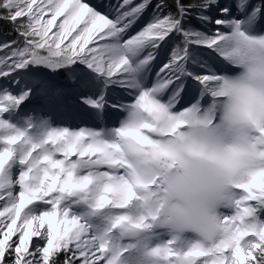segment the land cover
<instances>
[{
  "label": "snow or ice",
  "instance_id": "6c2138e0",
  "mask_svg": "<svg viewBox=\"0 0 264 264\" xmlns=\"http://www.w3.org/2000/svg\"><path fill=\"white\" fill-rule=\"evenodd\" d=\"M150 3L109 0L101 10L83 0H0V21L16 32L15 39L0 40V264H155L161 252V264H264V167L227 197L221 235L213 241L167 236L152 243L158 231L143 215L138 233H131L135 239L124 238L123 226L117 235L112 225L113 219L128 221L130 209L147 198L121 137L156 155L158 124L175 118V133L193 119L211 118L203 130L214 132L243 126L264 107V97L236 82L224 83L223 105L216 94L229 73L223 63L239 58L230 53L232 41L244 30L264 33L258 30L264 0H176L175 13L164 12L166 0H158L146 26L125 39ZM195 13L214 30L186 24ZM224 27L232 36H225ZM173 36L179 42L149 84L158 49ZM40 68L63 71L73 90H86L78 98L97 121H104L108 108L126 115L112 127L73 128L23 110L34 95L55 103L68 91L36 75ZM189 81L193 94L178 107ZM152 184L158 186L156 179Z\"/></svg>",
  "mask_w": 264,
  "mask_h": 264
},
{
  "label": "clouds",
  "instance_id": "9594fccd",
  "mask_svg": "<svg viewBox=\"0 0 264 264\" xmlns=\"http://www.w3.org/2000/svg\"><path fill=\"white\" fill-rule=\"evenodd\" d=\"M225 36H232V29ZM230 53L239 58L226 62L237 71L221 77L216 88L218 103L227 101L223 87L226 81L239 83L264 97V33L244 30L232 41ZM140 123L137 121L135 127ZM212 123L211 118L193 119L175 133L171 131L175 118L158 124L153 132L158 145L156 155H145L132 137L120 138L130 167L138 166L145 182L141 192L147 198L139 202L128 221L117 224L113 219L117 235L123 226L124 238L135 239L131 233H138V217L142 215L150 218L156 231L172 239L199 238L210 242L221 235L227 197L255 169L264 167V135L258 134L259 128L264 127V107H258L252 120L243 126L203 130ZM154 179L158 186H153ZM163 259L161 252L155 264H161Z\"/></svg>",
  "mask_w": 264,
  "mask_h": 264
},
{
  "label": "trees",
  "instance_id": "16d2710c",
  "mask_svg": "<svg viewBox=\"0 0 264 264\" xmlns=\"http://www.w3.org/2000/svg\"><path fill=\"white\" fill-rule=\"evenodd\" d=\"M96 2L98 4L99 0H97ZM140 2H142V0H134V4H137ZM157 2H158V0H151V3L147 7V9L143 12V14L139 18V20H137L136 23L134 24V28L131 32V35L136 34L144 26H146V24L149 22V20L151 19L152 15L154 13L155 6H156ZM166 2H167L168 7H167V9L164 10V12L171 11V12L175 13L177 11L176 0H166ZM194 2H195V0H183V3H185V4L194 3ZM219 2L221 5H224V4H227L230 2H232L234 4V0H219ZM251 2L252 3H258V0H251ZM213 11H215V9H213ZM213 11L210 13L211 15H213V13H214ZM197 14L198 13L190 14L186 18V24H190L193 28L198 29V30H206V28L208 29V25L207 26L203 25L199 20H197L195 18ZM13 29H14V25L8 23L7 21H0V40L15 39L16 38V32ZM258 30H264V22H258ZM179 39L180 38L178 36H173L172 39L168 40L167 43L163 44L158 49L157 57L155 59V62L153 64L152 68L150 69L153 73L152 74L153 75V81L156 79V76H155L156 71L164 62H166L173 45L175 43H178ZM205 51H207V50H205ZM223 66L229 69V73L234 70L233 69L234 67L231 65H228L226 62L223 63ZM39 70L42 72H45V73H46V71L48 73H51L50 71H48L47 69H44V68H40ZM53 75L57 76L58 79L62 81L64 88L68 89L66 94L63 96L62 100L59 102H55V103L46 102V97L42 96V95H34L31 100L32 101H43L46 103H50L53 105V107H56L57 109L60 106L59 103L64 102V105L67 103L68 106L72 109L73 115H75V114L81 115L82 118L87 117L88 119H90L94 122H97L93 110L90 109L89 107H86L84 104L80 103V100L77 99V91L73 90L75 86L70 84L67 81L66 74L63 71H61L59 74H53ZM75 98H76V100H75ZM62 106H63V104H62ZM37 113L41 114L38 111H37ZM80 207H82V206L81 205L74 206V210L78 211L80 209ZM130 211H135V208L130 209ZM162 238H167V235L165 233L158 232V235L153 238L152 243H156L158 239H162ZM61 259H62V257H61Z\"/></svg>",
  "mask_w": 264,
  "mask_h": 264
},
{
  "label": "rangeland",
  "instance_id": "374dc122",
  "mask_svg": "<svg viewBox=\"0 0 264 264\" xmlns=\"http://www.w3.org/2000/svg\"><path fill=\"white\" fill-rule=\"evenodd\" d=\"M96 1L97 0H83V2L89 3L91 6L97 7L99 9H101V10H103L105 8V5L109 2V0H99V3L97 4ZM111 3L115 4L116 3V0H111ZM213 12H214L213 13V16H216L217 15L216 11H213ZM133 28H134V24L128 30V33L125 35V37H124L125 39H128L130 37ZM214 28H215L214 25H211V24L208 25V29H213L214 30ZM54 31H56L55 27L53 28V32ZM223 31L227 32L228 31L227 27H224L223 28ZM233 69L234 70L232 72L237 71V69L235 67ZM232 72H230V73H232ZM152 74L153 73L150 70V72H149V80H148L149 84L153 81V75ZM36 75L41 76V77H44V78L50 80L53 83V85H55V84H57L59 82L60 83V87H63L62 81L59 80L57 76L53 75V73H48L47 71L45 73V72H42V71L38 70V72L36 73ZM188 83H189L188 86H187V84L185 85V87L187 88V90H186V92L184 94H182L181 104L178 105V107H180V106H187L188 105V101H189V97H190L191 94H193L192 82L189 81ZM86 94H87L86 90L77 91V99L79 100L78 97L80 95H86ZM170 94H171L170 92L167 93L165 95V99H167V96L170 95ZM196 94L198 95V93H196ZM125 99H127V97H125ZM75 100H76V98H75ZM62 104H63V106H62ZM59 105L60 106L57 109L56 107H52L53 105L50 104V103H46V102H43V101H32V100H29L23 106V110H29L31 107H36L37 108L36 111L40 112V110H38V108H41V106L42 107H45V109L46 108L47 109H51L52 111H56L52 115L47 114V113H43V112H42L43 114L41 112L40 113L42 115L49 116L51 118V120L54 122V124H61L62 123L64 125H67V126H70V127H73V128H78L80 126H90V127H96V128H100V127H112V126H116L118 120L119 119H122L123 116L126 115V113L117 112L114 109L108 108L104 112V121L102 123L99 122V121L94 122V121L88 119L87 117H85L83 119L74 118L72 116V113H71L72 109L68 106L67 103L64 105V102H60ZM37 106H39V107H37ZM67 108H70L71 111L70 110L69 111L67 110L65 112V110ZM78 116H80L82 118L81 115H78ZM16 174H18V169L14 171V176ZM17 191H18V187H17ZM225 211H228V210H225ZM261 219H264V212L261 213Z\"/></svg>",
  "mask_w": 264,
  "mask_h": 264
},
{
  "label": "bare ground",
  "instance_id": "6f19581e",
  "mask_svg": "<svg viewBox=\"0 0 264 264\" xmlns=\"http://www.w3.org/2000/svg\"><path fill=\"white\" fill-rule=\"evenodd\" d=\"M57 84L59 85V83H57ZM188 84H189V83H188ZM37 107H39V106H37ZM38 110H40L41 113L43 112V113H47V114H50V115H52L54 112H56V111H52L51 109H47V108L45 109V107H42V106H41V108H38ZM67 110H68V111H69V110L71 111L70 108H67V109L65 110V112H66ZM59 112H60V111H59ZM63 112H64V111H63ZM71 113H72V111H71ZM72 116H73L74 118L83 119V118H81L80 116H78V115H76V114L73 115V113H72Z\"/></svg>",
  "mask_w": 264,
  "mask_h": 264
}]
</instances>
